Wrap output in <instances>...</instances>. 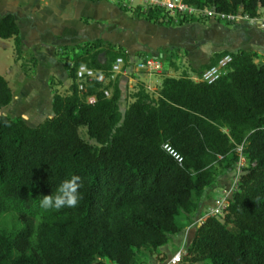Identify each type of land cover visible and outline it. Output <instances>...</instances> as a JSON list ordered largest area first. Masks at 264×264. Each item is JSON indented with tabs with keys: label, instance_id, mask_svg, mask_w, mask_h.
Wrapping results in <instances>:
<instances>
[{
	"label": "trees",
	"instance_id": "16d2710c",
	"mask_svg": "<svg viewBox=\"0 0 264 264\" xmlns=\"http://www.w3.org/2000/svg\"><path fill=\"white\" fill-rule=\"evenodd\" d=\"M183 1L249 18L264 7V0ZM133 13L158 24L171 20L159 7ZM173 17V24L196 18ZM0 38H12L20 51L13 14L0 16ZM67 49L69 93L54 92L52 116L35 126L2 112L13 93L0 75V264H138L191 224L218 170H235L241 156L246 165L228 212L223 220L209 216L196 227L184 258L264 264V61L259 54L215 53L195 71L231 56L216 80L165 76L156 96L138 83L133 101L121 112L119 82L109 77L116 58L128 61L126 51L103 39ZM80 65L109 82L85 80L79 89ZM80 127L94 143L83 141ZM72 175L82 182L78 206L42 209L43 195L55 194Z\"/></svg>",
	"mask_w": 264,
	"mask_h": 264
},
{
	"label": "crops",
	"instance_id": "0c3cea01",
	"mask_svg": "<svg viewBox=\"0 0 264 264\" xmlns=\"http://www.w3.org/2000/svg\"><path fill=\"white\" fill-rule=\"evenodd\" d=\"M138 7L143 9L140 6L134 8ZM261 12H264V7L259 8L258 13ZM7 13L13 14L19 27L22 49H30L36 44L39 49L46 46L48 49L61 47L65 50L87 41L103 39L126 51V65L129 68H134L135 57H138V62L145 57H157L163 64L172 59L168 64L175 66L174 71H182L191 78L198 75L195 70L207 64L213 54L221 51L236 52L242 49L264 54V30L254 26L244 28L229 21L202 17L183 19L181 24H173V20L176 21L173 16L171 20L158 24L144 17H136L130 11L121 10L114 0H0V16ZM168 16L170 15L166 18ZM254 21L262 22L259 19ZM262 25L264 26V22ZM34 55L33 53V60L36 59L40 65V59ZM133 70L135 77L126 76L125 71L121 73V98L125 86L133 88L135 84L143 83L146 89L156 94L165 76L178 77L168 73L163 75L160 72L137 71L136 68L128 72ZM21 76L23 80L25 75ZM33 78L34 75L26 84L32 82ZM130 99L132 100L131 96ZM210 191L211 189L206 190L200 204L210 202V197L207 196ZM189 226L180 234L182 239H187L190 243L194 234L192 236ZM185 231L188 234L186 237ZM168 252L162 246L150 257L152 259L158 253ZM160 258L165 257L162 255Z\"/></svg>",
	"mask_w": 264,
	"mask_h": 264
},
{
	"label": "rangeland",
	"instance_id": "374dc122",
	"mask_svg": "<svg viewBox=\"0 0 264 264\" xmlns=\"http://www.w3.org/2000/svg\"><path fill=\"white\" fill-rule=\"evenodd\" d=\"M138 1V0H136ZM115 4H121L128 8V10L133 13L135 10H141L139 7L134 8L133 6H127L123 3V0H114ZM134 14V13H133ZM259 16L254 18H241L236 19L237 21H233L231 23H234L236 25H242L244 28L247 26L255 27L256 29L264 30V26L262 23L264 22V12L258 13ZM214 19L213 17H211ZM261 18V20H260ZM259 19V21H262L261 23H257L254 20ZM22 24V23H21ZM258 52V51H257ZM33 53L38 56L40 59V65L37 64V61L33 60ZM259 54V59L264 61V54ZM34 55V56H35ZM102 57V56H101ZM37 58V59H38ZM34 61V62H32ZM39 61V60H38ZM71 61V54L68 50H64L61 47L57 48H47L46 46L43 48H40L36 46V44L33 45L32 48H20V51H17L15 49L14 41L12 38L8 39H1L0 38V75H2L6 81L8 82V85L14 94V98L11 100V102L2 109V112L6 115H9L11 117H17L21 116L24 118L27 123L30 126H35L36 124L42 122L44 118H47L49 116H52V110L50 108L51 103V96L54 92H58L59 94H66L69 93V86H70V79L67 77V73L65 68L63 67V62H70ZM162 62V69L160 71V74L166 75V73L180 76L182 75V71L175 72L174 71V65L168 64V62L172 61V59L167 60V64H163ZM59 62V63H57ZM138 62V57H135L134 63ZM174 64V63H173ZM128 65L125 66L123 72H126V76L135 77L134 70L130 73L128 72L130 69ZM141 71V70H139ZM25 75V78L21 80V75ZM34 75L33 81L29 82L27 81L31 79V77ZM121 73L115 74V79L118 80V82L121 84L120 81L122 78ZM36 77V78H35ZM158 77H161L158 75ZM44 79L46 82H44ZM52 82V83H51ZM137 84L131 88L129 85L128 87L123 86L124 93L123 97L120 99L119 102V108L120 111L123 112L127 105L133 101V99H130L131 94L136 90ZM150 95L156 96V94L146 89ZM132 98V97H131ZM22 113V114H21ZM79 136L83 139L84 142L87 143H94V141L90 138H88L85 127H80L78 129ZM232 170H228L229 173H226V177L230 178L231 175H234L235 171L231 172ZM231 172V173H230ZM217 178L219 181H225V173L222 172V169H219L217 172ZM220 183V182H219ZM216 191H212V193H209L207 196L210 198L212 195H215ZM218 195V194H217ZM205 205L204 210L203 206ZM210 204L202 203L197 208L194 217H191V221L196 220L198 214L202 210V213H204L208 206ZM226 213V212H225ZM185 216L180 217L178 220L180 222L185 220ZM222 219V218H220ZM190 229V232L193 236L196 227L191 222V225L188 227ZM229 230L232 232H236L237 229L233 227L232 225H228ZM191 237V236H190ZM189 243L188 240H185V244L187 245ZM182 246V235L180 233L171 235L168 242L163 245V249L166 251H169L168 253H158L155 258L150 257V255H146V257H142L141 260H139L138 264H158V261H163V259L166 258L167 255L176 252L178 249H180ZM162 255H164L165 258H160ZM190 261V260H189ZM114 264V263H111ZM180 264H209L208 261H198L197 263H190L186 260V258L181 260Z\"/></svg>",
	"mask_w": 264,
	"mask_h": 264
},
{
	"label": "built area",
	"instance_id": "2783aa9c",
	"mask_svg": "<svg viewBox=\"0 0 264 264\" xmlns=\"http://www.w3.org/2000/svg\"><path fill=\"white\" fill-rule=\"evenodd\" d=\"M123 3L127 6H140L143 9H147L150 7H159L163 9L168 15H180L186 17H197V18H211L220 19L229 22H235L236 19H241L247 17L246 15H242L239 13H218L215 12L213 8L203 7L199 8L197 6L190 5L183 0H123ZM142 9V10H143ZM248 18V17H247ZM231 60V56L226 55L218 60V62L204 70H202L197 76L193 79L195 81H204V82H213L216 80L221 74L224 73V68L226 64ZM126 63L122 57L116 58L115 62L111 67V76L110 79H114L115 74L122 73ZM137 71L141 70L147 73H158L162 69V64L159 58L157 57H145L141 59L138 63L135 64ZM76 77L79 81V89L84 88V83L82 81L96 79L107 85L109 82V78H106L103 74L97 73L91 68L86 67L85 65H80L76 70ZM104 95L109 96L110 91L103 87ZM163 148L171 154L177 161L181 160V157L173 151V149L168 146V144H164ZM238 152H241V147L237 148ZM245 165L244 157H240L237 167L235 168V176L230 185H223L220 187L218 191V195H216L208 206L207 210L204 212V215L197 219V224H200L206 217L215 216L222 217L227 211V207L229 205L230 199L232 198L233 192L237 188V180L242 172V168ZM207 204V203H206ZM182 252L178 251L173 254L164 264H178L181 261Z\"/></svg>",
	"mask_w": 264,
	"mask_h": 264
},
{
	"label": "clouds",
	"instance_id": "9594fccd",
	"mask_svg": "<svg viewBox=\"0 0 264 264\" xmlns=\"http://www.w3.org/2000/svg\"><path fill=\"white\" fill-rule=\"evenodd\" d=\"M231 172H233V170ZM227 173H229V172H227ZM234 176H235V174L234 175H231L230 178H227L226 177V173H225V178H226L225 181H219V179H217L216 184L213 187H210V188L207 189V190L211 189V191L209 193H212V191H214V190L216 191L215 195H212V197L210 198V202L218 194V191H219V189H220L221 186H223V185H226L227 186V185H230L231 184ZM239 177H238V180H237V188H236V190L238 189ZM81 186H82L81 177L78 176V175H72L70 178L63 180L60 183V185L58 186L55 194L51 193L49 195H43V197H42V199L40 201V207L42 209H45V210L54 209V210H57V211L58 210H61L63 208H66V207L67 208H75V207H77L78 204L80 203V200H81V193H80ZM204 208H205V205L203 206V209L202 210H204ZM227 209H228V207H227ZM202 210L198 214L197 219L204 215V213H202ZM227 212H228V210L226 211V213ZM225 214H224V216H225ZM224 216L217 217V218H222V220H223ZM197 219L192 221V223H193V225L195 227H198L199 225H201L203 223V221L205 220L204 219L200 224H197L196 223L197 222ZM186 236H188L187 231H185V237ZM185 240H187V239H184V238L182 239V246H181L180 249H178L176 251V252H178V251H181L182 252V258H181V260L184 259V257L186 256V249H187L188 245L190 244L189 243L187 245H184L185 244ZM176 252L172 253L171 256L173 254H175ZM155 253H156V251H155ZM171 256L166 257L165 259H163V261H158V264H164ZM180 263H181V261L178 262V264H180Z\"/></svg>",
	"mask_w": 264,
	"mask_h": 264
}]
</instances>
